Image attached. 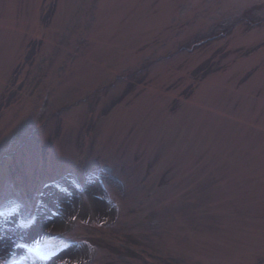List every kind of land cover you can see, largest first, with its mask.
<instances>
[{
	"label": "rangeland",
	"instance_id": "rangeland-1",
	"mask_svg": "<svg viewBox=\"0 0 264 264\" xmlns=\"http://www.w3.org/2000/svg\"><path fill=\"white\" fill-rule=\"evenodd\" d=\"M30 259L264 264V0H0V264Z\"/></svg>",
	"mask_w": 264,
	"mask_h": 264
},
{
	"label": "bare ground",
	"instance_id": "bare-ground-1",
	"mask_svg": "<svg viewBox=\"0 0 264 264\" xmlns=\"http://www.w3.org/2000/svg\"><path fill=\"white\" fill-rule=\"evenodd\" d=\"M33 262H35V261H33L32 259H30V260L28 261V263H26V264H33ZM36 264H40L39 261H37Z\"/></svg>",
	"mask_w": 264,
	"mask_h": 264
}]
</instances>
